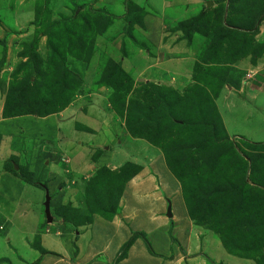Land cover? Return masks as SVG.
<instances>
[{
  "label": "crops",
  "instance_id": "crops-1",
  "mask_svg": "<svg viewBox=\"0 0 264 264\" xmlns=\"http://www.w3.org/2000/svg\"><path fill=\"white\" fill-rule=\"evenodd\" d=\"M78 1L81 2V4H91L93 9L103 10L104 8L99 7V5H108L115 0ZM131 1L139 5L142 0ZM154 1L157 6L155 7L157 13L148 12L142 20L143 23H146L149 30L148 34H143L142 44L143 46H150L154 51L158 50L159 53L162 54V58L154 59L148 57L146 52L149 53V47L146 49V52H144L145 54H143L142 49L136 47L139 51V53L136 51V54L139 55V63L133 62L132 64L138 66V75L145 82H155L162 85L167 84L168 86H181L183 83L188 82V78H190L193 72L194 63L198 61V58H201L203 64L207 66L212 65L213 58L212 52L209 50L207 51L203 46L205 39L200 37L199 34H194L192 44L187 45L177 40L179 35L169 36V34L164 33L163 29L166 22H168V20H175L170 17L171 13L180 10L177 18L188 21L191 14L195 12L199 14L204 7L216 9L224 5L225 18L228 14L227 8L229 0ZM262 1L264 4V0ZM238 2L241 3L238 0L235 4H238ZM247 6L246 10H249V15H251L252 13L250 10H252V7L250 4H247ZM233 13H236V11H233L230 15ZM108 15L110 14L108 13ZM32 16L31 12L26 15H17L14 21L17 23H15L17 27L15 32L9 33L8 30L6 31L5 27H0V40L5 43L1 45L4 48L6 57L5 67L4 69L0 68L1 72L12 71L15 65L17 66L20 61L24 62L26 60V58H21L19 54L23 50V45L29 43L34 37L33 32L36 30V26L32 24L28 25L33 22V19H31ZM113 16L111 15L112 19H114ZM112 25L113 23L111 22L106 32L97 39H102L107 32L108 35L106 37H109L110 34L108 30ZM143 26L144 24L142 27ZM258 30L259 32L254 36L251 43L247 44V50H244L243 55L240 56L238 54L229 61L233 68L239 71L245 73V71L254 70V73L262 76L261 80L263 79V82L253 86L254 88L248 91L250 93L247 98L250 101L249 104H252V99H254V111H260L264 114L263 107L256 105L260 97L264 98V52L260 55L254 53L257 44L264 42V20L261 21ZM18 40L20 44L14 45L15 41ZM95 42L94 45L97 44V41ZM43 44L45 43L41 41L38 45L39 51ZM222 44L225 43L223 42ZM184 46L188 51L182 55V52L184 53V51H182ZM201 48L205 50L200 53ZM103 50L104 49L99 50L97 53H103ZM94 51H96L95 48ZM219 52L221 56H217V60L223 58L225 53L223 49H220ZM98 54H95L96 56L94 55L93 57V61H95L94 65H96L100 57V55L97 56ZM16 58H19L20 61L17 60L16 62ZM72 66L82 73L84 86H86L87 78H91L89 69L87 68L84 70L83 66H80L77 62L72 63ZM251 72L253 73V71ZM236 80L237 79H235V81ZM225 87L226 91L229 92L228 96L239 94L241 90L243 91L240 84L238 88H234L228 84H226ZM248 92L246 91V93ZM4 99L5 97L0 89V163H4V179L9 185L18 184L17 181L19 180L23 182L22 189L25 185L29 187L34 186L40 188L43 195L47 193L50 198L49 208L52 222L47 223L46 218H40L41 209H36L32 201L26 204V208L19 213L20 220H18L19 224H17V230H21L20 233L14 234L12 230L15 229L14 227L16 225H14L8 217L2 216L0 220L8 225V230L4 237L7 239V244L15 242L17 246H21L22 249L26 251V254L25 256L18 255V257H12L11 252H8L10 248L4 247L0 249V259L6 260L9 257L11 264H256L253 260L229 254L222 246L220 240H216V238L214 240V236H209L207 233L204 234L202 231L201 233H197L194 230L195 224L188 216V210L185 214L181 213V218H177L176 220L175 224H180V226L175 228L178 245L173 246L172 253L169 252L172 243H170L171 240L167 236L169 227L167 226L168 228L165 230L166 228H162L165 224L162 223L161 225H157V222L152 221L148 222L149 228H145V231H143L144 234L148 236V241L154 254H150L143 240L138 238L130 246L126 256L115 263L114 260L119 253L120 247L130 237V230L123 223L124 221H122L123 218H125L124 210H122L121 213L123 216L118 215L116 216L117 218H112L111 220L94 215L90 224L79 226L77 230L68 227L56 214L57 208L68 202L72 203L74 207L78 205L77 200L81 182L79 180H88V175H85L87 174L86 168L89 167L90 164L94 165L93 168H95V166H100L99 163L103 155H106L105 153L110 150H114V148L111 147L112 143L118 146L121 144L122 141L115 138L123 137V139L125 138L126 140L130 138L123 133L125 127L119 118L116 119L115 113L108 103V95L103 93L99 94L97 92H92L90 94L80 93L75 96L65 109L44 117L29 114L4 118L2 115L5 102ZM255 106L257 108H255ZM218 110L221 111L219 108ZM49 118H53L54 123L52 120H48ZM37 121L46 122L47 130L45 133L44 130L37 125ZM52 128L60 132L59 136L56 137L58 142L55 148H50L46 151L42 149V142H37L40 140L37 135L42 131V137L45 138L47 137L48 130L49 134L54 131ZM24 137L31 138L32 140L30 144L32 143L33 150L28 157L22 155ZM130 140L133 141L134 144V142L138 143L140 139L136 138ZM96 156L100 159L92 162V157ZM11 157H14L16 161V163L12 164L13 170L18 172L19 168H26L28 172L32 174V180L39 183L38 186L26 182L23 178L17 176L13 171L5 167L8 166L6 163ZM153 158L160 172L165 177L170 178L169 183L171 187L175 186L176 181L170 172L165 169L166 167L163 168V162L160 156L155 154ZM141 172L136 174L133 178L135 181H132L133 183L128 185L127 188L128 196L131 198V195H133L131 207L135 204V197L138 200L137 194L142 192V187L146 190L152 187L151 184L153 181L148 177L150 175L149 172ZM37 177H41V181ZM142 178L144 181H140ZM13 180L15 182L11 183ZM150 191L148 193L153 196L149 197L147 196L148 193L143 192L141 195L144 197L146 196L148 198L147 200L152 202L151 204L146 202L148 208H151V213L159 212L162 206L166 210L167 207L170 206V211L171 205L176 209L180 206V201L178 199L176 200L174 195V192L177 191L167 188L168 192L164 193V202H161V197L156 193L157 187ZM154 195L158 197L156 198ZM179 195L181 196V192ZM3 197L4 194L0 191V198ZM171 197H173L172 203L170 201ZM124 198L125 195L123 194V198L120 201L121 208L123 205H128L129 202V200L126 201L127 203L124 202ZM138 202L140 204V201ZM40 203H42V200H40ZM162 203H164V205ZM127 205L126 207H128ZM144 205L146 206V204ZM136 208L140 209L139 206H136ZM128 209L130 211L129 207ZM176 209H173V214L175 215L174 219L179 215ZM161 219L162 217L160 216L157 220L160 221ZM166 219L165 216V223H167ZM185 227H187L186 234L183 231ZM35 245H39L45 253H41L39 248ZM5 254H7L8 257L5 256Z\"/></svg>",
  "mask_w": 264,
  "mask_h": 264
},
{
  "label": "rangeland",
  "instance_id": "rangeland-1",
  "mask_svg": "<svg viewBox=\"0 0 264 264\" xmlns=\"http://www.w3.org/2000/svg\"><path fill=\"white\" fill-rule=\"evenodd\" d=\"M21 1V2H20ZM241 3L238 2V4L234 3L233 6V11H237L238 14L233 13L231 15L235 16V18L240 19L237 21V26H242L245 27L246 30L244 29H229L230 33L227 35L225 38V44H221L220 49L224 50V57L220 58L219 60L212 61V65L207 66L204 65L203 62L198 58V61L194 63V65L199 64L196 68H193V72L191 74L190 72V78H188L187 83H183L181 86L173 85V86H168L167 84L162 85L160 83H155V82H145L143 79H141L138 75V66L133 65V62L139 63V55L136 54V51L139 53L137 48H140L144 52H146V49H148L149 53L148 57L151 58H162V54L159 53V51H154L153 48L150 46L142 44L143 40V34H148L149 30L146 25V23L142 21L144 26H140L138 24H135L134 27L131 29L127 26L125 16H124V11H125V6L123 4L124 0H115L114 2L104 5L101 4L99 7H103L106 12H108L110 15H114L111 20L113 25L111 28L108 30L109 31V37H106L108 35V32L101 38L97 39V46L94 45L95 48V54H98L97 51L104 49L103 53H99L97 56L100 55L98 58V62H96V65H94L95 61H91L89 63L88 69L91 78H87V84L86 86L83 85L82 91L85 92L86 94L90 93H103L108 95V103L109 105L111 102L109 101V96L112 92V89L110 87H105V86H100L98 84L99 82V77H100V71H103V67H113L116 66L115 68L118 70H122L127 73L128 76L131 79L130 84H128L129 87V92L125 96L124 99H132L133 98V110L132 106L130 103V106L128 108V112L130 111L132 116L131 119L128 123L124 120V116L122 115L121 117L117 115V113L122 114L118 111L119 107L116 109L115 117L116 119L119 118L122 124L124 125V130L123 133L125 135H128L130 137L131 131H127L130 126L138 129L141 131L143 134V137H151L155 138V134L159 137L158 140L159 142L163 145V147L155 146V143H152L149 139L145 138H138L140 139L138 143L133 144V141L130 139H136V138H128L127 140L123 139V137H116L115 139L122 141L121 144L118 146L115 143L111 144V147L114 148V150H110L106 155H103L101 162L99 163L100 166H95L93 168V164H90L89 161V167L86 168L87 170V181H84L80 179V191H79V196L78 200L84 194L85 187L92 177L96 175V173L104 168L109 169L110 171L117 172L121 166H123L125 163H130L135 165L137 167L139 174L141 171L142 172H149L150 180H152V187L151 189H154L157 187L156 193L158 194L159 197H161V202H164V193L168 192L167 188H171L174 191V195L176 200L178 199L180 201V206L176 209L173 208L171 205V217L167 216V210L164 209L162 206L161 210L162 212H155L151 213L150 209L147 206L148 204H151L152 202L148 201L147 197L142 196L143 193H148L151 189L148 188L147 190L142 187V192L137 194L138 200L135 197V204L133 207L132 206V199L133 195H131V198L127 194V188L128 185H131L135 180L131 178L127 183H125L124 188L122 190V193L120 194L121 198L118 201L117 205V214L113 218H117L116 216L121 215L123 216L122 210L125 212V218H123L122 221L123 223L128 227L130 230V237H132L133 234L136 233H143L145 231V228H149L148 222H157V225H161L162 223L165 224L162 228H167L169 227V230L167 232V236L171 240V236L174 237V240H171L170 243H172V247L170 246L169 252L172 253L173 246H177V236L175 234V228L177 226H180V224L176 225V220L177 218H181V213L185 214L187 212L188 206L191 207L192 202L188 201L186 203L183 195V190L187 189L188 194H194L191 199H195L198 197L202 196H196L195 195V190L197 189V186L200 184L201 187L203 188H208V184L214 183L215 185L218 186V184L221 183V181L225 180H232L236 181L241 185V179L239 176H234L230 171L229 168L232 167L229 162L226 164H222L225 160H229V156L233 154V152L236 151V148L232 143L234 141H240L241 144L243 145V141H251V142H263L264 141V114L259 112L254 111V99H252L253 103L249 104L248 92L250 89L254 88L253 86H256V84L262 83L263 79L261 80V77L259 74L253 73L251 71H245L244 76L247 73H250L251 78L244 81L243 78L240 82V87H242L243 91L239 94H235L232 96H228L229 92L226 91V87L224 82H220V78H218V72L222 73H227L229 75L231 69L233 66L230 64V61L228 60L229 57L231 58L233 53H236L238 49L242 48L244 44L248 43L250 44L251 41L254 39V36L257 35L259 32L258 26L260 23L257 22V19L261 16V14L264 12V4L262 0H239ZM20 2V3H19ZM237 2V1H236ZM81 2L78 0H0V27H5L6 31L8 30L9 33L15 32L17 27L15 26V19L17 15H26L31 12V15L33 19V22L28 24V25H34L36 26V30H34L33 35L37 31H40L41 28L47 26L49 23L50 17L53 19H59L64 15V17H71L73 9L75 8V5H79ZM247 4H250L252 7L251 15H249V10H246L248 7ZM146 13H157V9L155 7V1L154 0H142L141 4ZM231 7V5L229 6ZM205 8V7H204ZM210 8V7H209ZM49 10L50 16L49 18L44 17V14L42 15L41 13H44V10ZM78 9V8H77ZM76 11H79V9ZM36 12L38 14H36ZM180 10H176L175 12H172L170 17L175 20H168L164 26V33L169 34L174 36V35H179L177 38L178 41H181L183 44L191 45L192 40L187 38V29H186V24L189 21L181 20L177 18L178 13ZM202 12V11H201ZM197 12L194 14H191V17L195 19L197 16ZM190 17V18H191ZM230 17V19H231ZM254 17V20H253ZM40 18V19H39ZM112 18V17H111ZM234 18V19H235ZM41 22L39 24L38 22ZM48 22V23H47ZM38 23V24H37ZM17 24V23H16ZM190 25V23H188ZM110 26V25H109ZM137 27V28H136ZM227 28V27H225ZM137 29V30H136ZM141 31V32H140ZM20 32V31H19ZM61 35V34H60ZM204 37L203 39H205ZM43 41L45 44L41 46V50L39 51L37 48V52H39L41 59L44 61L49 53V49L47 48L46 45V38L45 37H40V40L38 41V45L40 42ZM206 41V39H205ZM96 43V42H95ZM20 44L19 40L15 41L14 45ZM59 44V43H57ZM205 44V43H204ZM142 45V46H140ZM185 45V46H187ZM55 46V44H54ZM59 45H56L58 47ZM184 46V47H185ZM204 46V45H203ZM137 47V48H136ZM182 48V55L185 54L188 49ZM205 47V46H204ZM132 48V49H130ZM24 49V45H23ZM60 52L62 53V50L65 51V48H59ZM184 49V50H183ZM218 50V52H219ZM247 50V48H246ZM245 50V51H246ZM204 51V48L200 49V53ZM257 52H264V42L261 44H257L254 53ZM102 54V55H101ZM65 55V54H63ZM105 56L107 59L106 61L102 60V56ZM142 55V54H141ZM96 56V55H95ZM5 54H4V48L0 44V68L5 67ZM5 59V60H4ZM94 59V58H93ZM17 60L20 61V59L16 58ZM158 60V59H157ZM222 60H226L225 63ZM104 61V62H103ZM20 63H23L20 61ZM15 65L14 69L19 66ZM101 63V64H100ZM58 65V63H57ZM137 65V64H136ZM12 67V68H13ZM55 68L62 70L60 66H56ZM103 68V69H102ZM224 68V69H222ZM9 69V68H7ZM13 69V70H14ZM12 70V71H13ZM12 71H7V72H1L0 71V89L2 94L6 95V90L9 86V82L11 80V72ZM30 67H27L25 70V76L24 78L27 79L30 76ZM24 73V72H23ZM23 73H21L18 78L21 79L23 76ZM212 77H210L209 76ZM210 79V80H209ZM213 80V81H212ZM169 81V80H168ZM210 81V83H209ZM95 82V84H94ZM89 83H90V88L92 89L90 92H87L89 89ZM97 83V84H96ZM156 84L159 85V89L155 90L154 87H151L150 85ZM86 91H84V90ZM89 91V90H88ZM246 91L248 93H246ZM196 94L202 95L203 98L208 100L206 102L207 105L215 104L219 109H221L220 115L221 119L223 121V125L221 128L225 129L224 134L221 132L219 129L217 131V136L218 138H213L210 141H206L204 143V137L202 138L201 136H195L197 133L195 130L190 127H183L181 119H184L182 117L183 115H188L187 121L196 123V111L199 105L196 102ZM117 95H120V93L117 92ZM251 98V97H249ZM247 100V103H246ZM219 106H218V104ZM122 104V102H121ZM124 107L127 109V103H124ZM112 105V104H111ZM114 105V103H113ZM256 105H259V107H263L264 111V98H259L258 101L256 102ZM111 107V106H110ZM123 107V106H122ZM255 108H257L255 106ZM125 109V115L127 116V110ZM168 112V119L165 121H162L160 124H157L155 119L157 116L159 117L160 115L164 116L166 115L165 113ZM48 120H52L54 123L53 118H49ZM46 120V121H48ZM146 122V123H145ZM37 125L42 128V130L45 131L47 130L46 127V122H40L37 121ZM154 127L157 128V131L155 132ZM171 128V129H169ZM53 129V128H52ZM50 129V130H52ZM127 129V130H126ZM168 129V130H167ZM54 131L50 134L48 133L49 130L47 131V137L43 138V132L40 131L38 133V137L40 138L39 143L42 142V149L48 151L50 148H55L57 144V139L56 137L59 136L60 132H57L55 129ZM171 130V134H169V131ZM174 132L176 133V136H174ZM122 133V134H123ZM132 134V133H131ZM163 135V136H162ZM194 137L192 138V136ZM177 138V142L172 143V139ZM157 139V138H156ZM155 139V140H156ZM219 139V141H217ZM221 139V140H220ZM246 139V140H244ZM28 141V142H27ZM30 141L32 142L31 138L24 137V149L22 151V155L24 157H28V155L32 152L33 150V145L32 143L30 144ZM194 143L198 144L200 142L204 143V149L202 150L199 148H194L192 150V159L187 160L186 167H184V171L182 173V181L179 180L178 176L174 175V171L172 172L171 169L168 166V148L171 149V147L174 148H180V145L184 144V149L183 154H185V148L187 147L185 143ZM140 143V144H139ZM109 146V144H108ZM122 146V147H121ZM124 146V147H123ZM186 146V147H185ZM202 146V145H201ZM199 147V146H198ZM166 148V149H164ZM233 149V150H232ZM101 152V151H100ZM157 154L160 156V159L163 162V168L168 170L174 180L176 181L175 186L171 187L169 181L170 178L165 177L159 170L158 165L156 161L154 160V155ZM171 160H174L176 157L174 155L170 156ZM184 158V157H183ZM219 158V160L217 159ZM100 159V158H99ZM98 156L97 157H92V162H95L96 160H99ZM242 165L245 168V180L248 183H252L251 185L253 186V180H255V174H256V167L261 164L259 162H254L251 159V157L245 153H242ZM216 162L217 164H213ZM3 164L0 163V191L4 194L3 198H0V219L2 216L8 217L11 222L16 225L14 230L12 232L14 234L20 233L21 230H17V227L19 224L18 220L19 219V213L26 208V204H28L30 201L33 202V205L36 209H41L40 212V218L45 219L44 215V207H43V202L45 199V194L43 195L42 191L40 188L36 187H29L27 185L24 186L22 189L21 187L23 186L22 181H17L18 184H12L9 185L7 181L4 179L3 175ZM216 165H218L216 167ZM255 169V170H254ZM144 170V171H143ZM211 171V173L209 172ZM256 171V172H255ZM141 172V173H142ZM185 175V176H184ZM234 177H232V176ZM41 181V177H37ZM147 180V179H146ZM133 181V182H132ZM140 181H144V179H140ZM15 181H11V183H14ZM173 182V181H172ZM218 183V184H217ZM206 186H205V185ZM246 184V183H245ZM257 189H259L258 185H255ZM149 187V186H148ZM126 189V190H125ZM125 190V191H124ZM151 192V191H150ZM181 192V196L179 193ZM19 194V196H18ZM123 194L125 195L124 202L128 201V207L130 208V211L126 205H123V207H120V201L123 198ZM189 194V196H190ZM147 196H153L152 194L148 193ZM156 198L158 197L157 195H154ZM182 197V198H181ZM155 198V200H156ZM181 198V199H180ZM199 199V198H198ZM40 200H42V203H40ZM140 201V204L139 202ZM143 201V202H141ZM171 203L173 202V197H171ZM147 202V203H146ZM127 203V202H126ZM146 204V206L144 205ZM164 205V203H162ZM167 205V203H166ZM136 206H139L140 209H137ZM31 208L33 209L32 205ZM127 208V209H125ZM133 208V209H132ZM168 208V207H167ZM173 209H176V212H179V215L176 216L174 219V214H173ZM99 216V215H96ZM162 217V219L159 221L157 220L159 217ZM166 216L167 223H165L164 217ZM100 217V216H99ZM208 218L205 217L202 220L199 219L198 222L201 224H197L195 221L192 220V222L195 224V231L197 233H201V231L205 234L207 233L209 236L211 235L212 237L214 236V240H220V238L217 236L218 231L216 228H211L208 227L207 224ZM169 223V224H168ZM249 221L247 220H242L241 224L238 225L240 227H249ZM168 226V227H167ZM200 229V230H199ZM5 230V226L4 229ZM8 230V229H7ZM6 230V232H7ZM144 230V231H143ZM182 230V229H181ZM187 227L184 228V232L186 234ZM5 233L0 232V249H3L4 247H9V251L11 252L12 257H18L20 256H25L26 251L22 249L21 246H17L15 242H11L7 244L6 240L4 237L6 236ZM179 232V230H178ZM192 233V232H191ZM145 235V234H144ZM191 235V234H190ZM146 236V235H145ZM216 236V237H215ZM129 237V238H130ZM200 237V236H199ZM128 238V239H129ZM148 240V236H146ZM144 242V241H143ZM221 242V240H220ZM222 244V242H221ZM223 246V245H222ZM225 249V248H224ZM201 251V250H200ZM227 251V250H226ZM202 252V251H201ZM228 252V251H227ZM230 254V253H229ZM232 255V254H231ZM5 256L8 257L7 254ZM235 256V255H233ZM4 259H0V264H11L9 257L2 261ZM3 263H2V262Z\"/></svg>",
  "mask_w": 264,
  "mask_h": 264
},
{
  "label": "trees",
  "instance_id": "trees-1",
  "mask_svg": "<svg viewBox=\"0 0 264 264\" xmlns=\"http://www.w3.org/2000/svg\"><path fill=\"white\" fill-rule=\"evenodd\" d=\"M236 1L238 0H229L227 8L228 14L225 18V8L222 4L223 7L216 9L204 8L195 19L191 17L188 20L190 25L188 23L186 24L188 31L187 38L189 40L193 39L194 34H199L203 38L206 37L204 46L207 51L212 52V61H216L217 56H221L218 48L226 41L225 38L230 33L229 29L237 28L246 30L245 27L237 26V21L240 19L235 18L236 15L232 17L230 15L233 12V3ZM230 5L231 7H229ZM124 6V16L127 26L130 29L135 24L142 26V20L146 15L145 9L140 5H136L131 0H125ZM77 8L79 9L78 13L75 10ZM36 14L38 13L36 12ZM41 14H44V17L47 18L50 16L48 9H45L44 13ZM236 14H238L237 11ZM49 20L47 26L37 31L33 39L24 45V49L19 54L21 58H26V60L11 72V80L4 99L2 114L4 118L29 114L44 117L57 113L65 109L76 95L85 93L81 92L84 85L83 75L72 66V63H79L80 66H83L84 70L88 68L89 63L94 57L95 41L106 32L111 24V15H108L104 10L93 9L91 4H79L77 6L75 5L71 17H64L62 15L59 19L50 17ZM262 20H264V13L257 19V22L260 23ZM41 22L39 21L38 23L41 24ZM40 37L46 38V45L49 49V53L44 61L37 52ZM0 44L3 45L5 43L0 40ZM247 44H244L236 53H233L228 60H232L238 54L240 56L243 55ZM56 45L59 46L56 47ZM63 47L65 51L62 50L61 53L59 48ZM255 54L260 55L261 52ZM101 58L104 61L107 59L104 55ZM225 61L223 62L225 63ZM198 65H194V68ZM56 66H60L62 70L55 68ZM27 67H30L31 72L30 76L25 79L24 76ZM115 67H103L104 70L100 71L98 84L112 89L109 96V101L112 104H110L111 109L114 113H117L116 109L119 107L118 111L122 114L117 113V115L120 117L123 115L126 123L127 121L129 123L132 114L130 111L128 112V108L131 103L133 110V98L130 100L124 98L129 92L130 86L128 84H130L131 79L127 73L125 74L124 71L117 70ZM21 73H23V76L19 79L18 76ZM217 75L220 78V82L223 81L224 84L238 88L244 72L232 68L229 75L226 72H218ZM235 79L237 80L235 81ZM150 86L154 87L155 90L160 87L156 84ZM88 90L87 92H90L92 89L90 88ZM117 92L120 95H117ZM196 95H198L196 96V102H199L195 114L197 122L187 121V114L182 116L184 119H181V122L183 127L196 129L195 131L197 133L195 136L202 135L205 143L213 138H218L217 131L219 129L224 134L225 129L221 128L223 121L218 107L215 104L207 105L206 102L208 100L203 98L202 95ZM125 102L127 103V109L124 107ZM125 109L127 110V116L125 115ZM167 113H165V116L164 114L159 117L157 116L155 119L156 123L160 124L162 121L167 120L169 118ZM129 130L132 133L129 134L130 137H143L144 133L138 129L130 126L127 131ZM154 130L156 132L157 128L154 127ZM157 134H155L154 139L150 136L143 138L149 139L150 141L153 140L152 143H155V146L163 147L159 142L160 139L158 140L159 137ZM169 134H171V130ZM175 136L176 133L174 132L173 137ZM177 141V138L172 139V143L176 142L178 144ZM204 143H185L187 146H185V154L182 151L184 144L180 145L181 149L174 147H171V149L168 148V166L172 172L174 171V175L178 176L180 181H182V173L184 167H186L187 160L193 158L192 150L194 148L201 149V147L203 150ZM240 144L241 140L232 143L236 151L229 156V160H225L222 164L229 162L232 165L229 171L234 176L240 177L241 185L236 181L230 179L226 181L225 179L220 184L217 183L218 186L214 183L208 184V188H203L204 186L201 187L199 184L195 190V195L197 197L202 196V198L198 197L199 199L196 198V200L191 199L194 194L189 193V196L187 189L183 190V195L185 201L187 200L186 203L188 201L192 202L191 207L188 206L187 208L188 216L191 220L197 224H201L198 222L199 219L202 220L207 217L208 221L206 225L211 228H218L217 236L220 238L223 247L228 253L240 258L253 260L256 264H264V142H251L247 140L242 142L244 146ZM245 151L251 157L253 163L259 162L261 164L260 167L259 165L256 167L257 172L255 171L253 186L251 185L252 183L250 184L245 180L246 173L242 165V153H245ZM171 155L177 157L171 160ZM217 159L219 160V158ZM13 163H16V161L14 157H11L6 163L8 166L5 167L13 171L17 176L23 178L26 182L37 186L39 185L38 182L32 180V174L26 168H19L18 172L14 171L12 168ZM213 164L217 163L214 162ZM137 172V167L130 163H125L117 172L110 171L107 168L99 170L94 177L89 179L84 194H82L84 197H80L77 200L78 205L74 207L70 202L61 205L56 210L57 216L61 218L63 223L74 230H77L79 226L90 224L94 215L111 220L117 214L118 201L121 198L120 194L125 183L133 178ZM209 172L211 173V171ZM255 185H258L259 189ZM242 220L249 221V227L238 226ZM2 223L3 221L0 220V226H3L0 232L5 233L8 225ZM4 226L5 230H3ZM138 238L144 241L150 254H154L146 236L143 233H136L120 247L119 253L114 260L115 263L126 256L128 249ZM171 240L175 241L173 236H171ZM35 246L39 248L41 253H45L39 245Z\"/></svg>",
  "mask_w": 264,
  "mask_h": 264
},
{
  "label": "water",
  "instance_id": "water-1",
  "mask_svg": "<svg viewBox=\"0 0 264 264\" xmlns=\"http://www.w3.org/2000/svg\"><path fill=\"white\" fill-rule=\"evenodd\" d=\"M78 10V9H77ZM78 13V11H77ZM16 168V166H15ZM50 198L48 196V194H45V199H44V203H43V207H44V214H45V218H46V222L47 223H51L52 222V216L50 214ZM167 216L171 217V211H170V206H168L167 208Z\"/></svg>",
  "mask_w": 264,
  "mask_h": 264
},
{
  "label": "built area",
  "instance_id": "built-area-1",
  "mask_svg": "<svg viewBox=\"0 0 264 264\" xmlns=\"http://www.w3.org/2000/svg\"><path fill=\"white\" fill-rule=\"evenodd\" d=\"M250 78H251L250 73H247V74L245 75V77H244V81H246V80H248V79H250Z\"/></svg>",
  "mask_w": 264,
  "mask_h": 264
},
{
  "label": "clouds",
  "instance_id": "clouds-1",
  "mask_svg": "<svg viewBox=\"0 0 264 264\" xmlns=\"http://www.w3.org/2000/svg\"><path fill=\"white\" fill-rule=\"evenodd\" d=\"M244 77H245V76H244ZM243 80H244V78H243ZM2 228H3V226L1 225V226H0V230H1Z\"/></svg>",
  "mask_w": 264,
  "mask_h": 264
}]
</instances>
